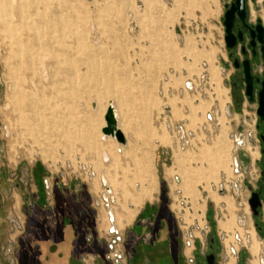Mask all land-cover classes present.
Here are the masks:
<instances>
[{
  "label": "rangeland",
  "instance_id": "rangeland-1",
  "mask_svg": "<svg viewBox=\"0 0 264 264\" xmlns=\"http://www.w3.org/2000/svg\"><path fill=\"white\" fill-rule=\"evenodd\" d=\"M225 2L0 0V173L41 164L50 173L49 181L58 177L71 181L66 200L61 198V184L51 188L52 207L74 218L81 210L96 219L99 213V229L106 235L98 249L92 245L85 251L90 264H111L113 250L106 249L107 243L117 236L122 243V227L147 201L154 203L166 226L178 230L180 252L186 235L206 247L200 228H208L205 231L215 232L221 245L222 263L264 264V230L258 233L254 226L256 218L263 223L261 217L251 215L254 230L244 226L246 219L244 225L238 223L258 173L252 159L256 153L250 138L252 113L248 108L241 113L228 108L225 73L220 71L221 57L225 59ZM44 54L45 78L39 66ZM25 62L27 75L37 84L33 95L42 103L33 133L19 126L31 117L30 107L19 97L23 88L18 77ZM108 101L117 108L126 138V122L138 136L128 143L126 139L124 147L115 140H101V116ZM166 119L182 126L185 141L175 139ZM157 139L160 145L155 148ZM106 149L110 161L103 165L99 153ZM162 150L168 152L163 166L166 182L160 172L161 156L156 155ZM233 153L239 160L241 154L246 157L238 175L230 168ZM88 165L96 178L104 170L111 180L129 186L95 185L90 189L95 196L89 191ZM218 185L222 192L216 191ZM37 190L44 195V188ZM64 201L67 205L61 207ZM114 210L123 223L130 218L127 224L118 227L115 217L109 222ZM143 212L137 222L151 214L148 207ZM27 224L22 220V228ZM138 225L132 226L133 232L141 235ZM110 227L118 234H109ZM156 227L153 224L151 230Z\"/></svg>",
  "mask_w": 264,
  "mask_h": 264
},
{
  "label": "crops",
  "instance_id": "crops-1",
  "mask_svg": "<svg viewBox=\"0 0 264 264\" xmlns=\"http://www.w3.org/2000/svg\"><path fill=\"white\" fill-rule=\"evenodd\" d=\"M230 107L229 105L228 108ZM125 124H128L126 126L127 138L124 139L126 144V139H128V143V141H134L138 136L135 137V134L130 131L131 124L128 122ZM123 127L125 125L120 119L121 132H123ZM155 142L156 148L160 144L158 139ZM120 146L124 147L125 145ZM105 151L108 153V159L101 161L103 165L110 161V150L106 149ZM148 152H151L152 163L154 152L151 149ZM167 154L166 150L156 152L157 157L161 156L160 172L164 181L163 166L166 163ZM89 168V191L94 195L95 193L90 189L93 190L95 185L105 188L129 186L127 183H117L111 180L104 170H100L96 178L91 170L92 167L89 166ZM168 169L165 170L167 176L170 174ZM149 173L152 176V168ZM49 174V171L41 164L28 168L17 167L16 172L14 171L12 174L0 173V264H82L81 259L86 255L85 251L90 246L95 245L98 249L101 244H104L102 236L106 235V231L99 229V213L96 219L87 210H81L79 215L77 214L74 218L72 214L54 210L52 207L53 196L50 195L51 188L59 187L60 184L63 186L60 189L63 201V199L66 200L67 190L71 188L72 183L70 180H60L59 177L58 179L51 178L49 181ZM38 187L44 188L43 196L38 193ZM66 205L64 201L61 207H66ZM145 205L151 210V214L150 217H144L141 221H150L156 215L154 203L147 201L139 208L133 221L122 227L121 234L124 229L126 232L134 233L132 226L136 224L138 216L144 213ZM22 220L28 223L24 228H22ZM75 221L80 225L79 227ZM141 231V235H145L146 238L154 233L155 239L152 242H147L145 238L138 242L133 256L134 264H173L169 229L166 224L161 221L159 230L147 232V229L142 227ZM209 236L215 246L216 253L214 255L217 262L224 264L221 261V245L215 232L212 231ZM197 253L199 252L197 251ZM179 257V262L185 264L181 254ZM200 258L199 256L197 259L198 264H202ZM237 262H240L239 257ZM126 264H132V258L127 260Z\"/></svg>",
  "mask_w": 264,
  "mask_h": 264
},
{
  "label": "flooded vegetation",
  "instance_id": "flooded-vegetation-1",
  "mask_svg": "<svg viewBox=\"0 0 264 264\" xmlns=\"http://www.w3.org/2000/svg\"><path fill=\"white\" fill-rule=\"evenodd\" d=\"M236 1L226 0L223 7L222 25L224 13L231 8L232 10L229 19V45L225 41L223 25L225 59L221 57L220 71L225 73L224 88L229 94V105L239 113L248 108L254 119L250 138L256 147V153L250 152L254 154L252 159H255L258 175L250 195L252 192L256 193L261 205L264 202V198L261 199L264 196V0ZM150 236L154 241V233ZM123 239L125 245L126 231ZM136 245L137 243L135 248ZM198 252H195L196 264L197 255L201 257L202 264H206V256L214 255L216 250L213 243L209 242L204 255L199 250ZM214 257L216 264H219L215 255ZM131 258L126 250L125 264Z\"/></svg>",
  "mask_w": 264,
  "mask_h": 264
},
{
  "label": "bare ground",
  "instance_id": "bare-ground-1",
  "mask_svg": "<svg viewBox=\"0 0 264 264\" xmlns=\"http://www.w3.org/2000/svg\"><path fill=\"white\" fill-rule=\"evenodd\" d=\"M92 24V23H91ZM93 25V24H92ZM90 26V25H89ZM92 29V28H91ZM70 37V36H69ZM70 40H71V38H70ZM47 58V56L44 54L43 56H41L40 57V60H39V66H40V69H41V75H42V77L43 78H45L46 76H47V71H46V69H45V59ZM21 68H22V70H21V74L19 75V77H18V80H19V83H20V85H21V88H23L22 89V92L20 93V102L21 101H23V103H25V105H27L28 107H30V115H31V117H30V120H28V121H26V122H23V121H21L20 122V124H19V126H21L22 128H26L27 130H29V131H31L32 133L33 132H35L36 131V125L34 124V122H36V121H38L39 120V117H40V107H41V105H42V103L40 102V101H38V99L33 95V94H35V92H37V84H35L34 82H33V80L31 79V77L30 76H28L27 74H28V72H29V65H28V63H23L22 65H21ZM215 76H217V72H215ZM31 88H33V89H31ZM24 91H27L28 93H25ZM34 91V92H33ZM19 102V103H20ZM96 107V106H95ZM111 108V114H110V119H111V121H112V124H113V127H114V130H119L120 131V118H119V115H118V111H117V108L114 106V102H112V101H108V103H107V105H106V108L103 110V112H102V124H101V126H100V133H101V140L102 141H104V142H106L108 139H111V140H115L116 141V139L113 137V135H107V134H104L103 132H102V129L106 126V122L104 121V119H103V116L105 115V113H106V110L108 109V108ZM121 132V131H120ZM122 133V135H123V137H124V139L126 138V136H125V134L123 133V132H121ZM117 142V141H116ZM119 145H125V140H124V143H119V142H117ZM108 159V153L106 152V151H101L100 152V160L101 161H106ZM232 159H233V156H232V158H231V161H232ZM90 165H88V167H89ZM91 167V166H90ZM104 177V176H103ZM105 179V178H104ZM106 189H108V188H106ZM106 193H108V194H110V191H106ZM104 197V196H103ZM104 204V203H103ZM110 208V207H109ZM246 208V212H244L245 214H248V210H247V207L245 206L244 207V209ZM108 209V208H107ZM112 209V208H111ZM114 209H116L115 207H114ZM244 209H243V211H244ZM110 212H111V210H110ZM104 214H105V218H106V226L108 227V219H107V214H106V211L104 212ZM113 214H114V216H113ZM124 216V215H123ZM115 217V219H117V221H116V223H117V226L118 227H121L124 223H126V222H128L129 221V219L130 218H128L127 217V219H126V222H125V220H124V223H123V221H122V215H120L119 214V212L117 211V210H114V212L113 213H110L109 214V222H110V218L112 219V222H113V218ZM130 217V216H129ZM114 219V220H115ZM246 222H247V224L246 225H244V226H246V228H248V227H251L252 229H253V227H252V224H251V220H250V218L247 216L246 218ZM111 222V223H112ZM102 224H104V221H103V223H101V225ZM119 224V225H118ZM127 224V223H126ZM107 227H106V229H107ZM118 227H116L117 229H118ZM111 228V227H110ZM113 228V230L115 231V233H114V235H117L118 234V230H116L115 229V227H112ZM226 227L225 226H222V229H225ZM254 230V229H253ZM247 234V233H246ZM248 234L250 235V243L253 245L254 244V238H253V235H252V233L251 232H248ZM248 234H247V239H249V236H248ZM118 237V236H117ZM116 237V238H117ZM115 238V239H116ZM113 240V239H112ZM111 239H110V241H112ZM225 245L226 246H228V244H229V241H228V239H225ZM113 252L114 253H118V252H120V249H119V242H117V243H115L114 244V246H113ZM112 252V253H113ZM186 252H188V250H186ZM231 252V251H230ZM232 254V253H231ZM225 259H226V256H225ZM228 264H233V260H230L229 262H228Z\"/></svg>",
  "mask_w": 264,
  "mask_h": 264
},
{
  "label": "built area",
  "instance_id": "built-area-1",
  "mask_svg": "<svg viewBox=\"0 0 264 264\" xmlns=\"http://www.w3.org/2000/svg\"><path fill=\"white\" fill-rule=\"evenodd\" d=\"M203 80H205L204 79V76L202 75V77H201ZM187 89H189V87H190V83L188 84L187 83ZM167 107H165L164 109H163V111H164V115L163 116H165V113H168L167 112ZM166 111V112H165ZM166 117V116H165ZM209 120V119H208ZM210 121V120H209ZM164 123H165V125H166V127H167V129H174V131H175V133H176V138L175 139H178V141H185V137H186V132L184 131V129L182 128V126H180L179 124H176V125H171L170 124V122L166 119V120H164ZM246 159V157L243 155V154H241V160H245ZM241 160H239L235 155H234V153H233V159H232V161L230 162L231 164V171H233V172H235V174L236 175H238V173H240V169H241V167L243 166V162L241 161ZM216 191H218V192H222V187L220 186V185H218L217 186V188H216ZM250 199V192H249V195H248V197L246 198V200H245V206L247 207V210H248V214H245L244 213V211H243V209H242V212H241V216L242 217H240L238 220V223L242 226L243 225V223H244V220H245V218L248 216L249 218L251 217V210H250V207H249V204H248V200ZM210 212H211V217H212V220H213V222H215L214 221V219H213V210L211 209L210 210ZM259 213H260V217H261V219H262V221H263V224H264V202H262L261 203V205H260V208H259ZM206 216H207V214H206ZM207 219V218H206ZM251 219V218H250ZM208 221V220H207ZM110 222H112V219L110 218ZM251 224H252V222H251ZM199 226V225H198ZM200 227V226H199ZM253 227V226H252ZM206 229H208V228H206ZM205 229V230H206ZM205 230H202L201 228H200V231L203 233V235L206 237V239H207V245H206V247H204V245H203V243H197V242H194V240L192 239V237L191 236H189V235H186L187 236V239H185V241L183 240V251L184 252H182L181 251V254H182V257H183V259H184V262H185V264H196V262H195V251H196V247L194 246V243L196 244V246L199 248L198 250L201 252V253H203V255H204V253H206V251H207V247H208V243H209V235H210V233H208L209 231H205ZM109 234H111V235H113L114 233H115V231L113 230V228H110L109 229ZM236 239L237 240H239V237L237 236L236 237ZM116 241H121L120 240V237H117L116 239H113L112 241H109V243H107V246H106V249H110V250H113V246H114V244L116 243ZM106 242V241H105ZM120 245H121V249H120V252H118V253H112V255H111V257L109 256L108 257V259H109V261L111 262V264H125V260H126V247H125V245H124V239L122 240V243L120 242ZM123 250V251H122ZM186 250H188V252H186ZM230 251H231V253H232V255L235 257V255H236V252L234 251V249L233 248H231L230 247ZM86 257V258H85ZM85 257L84 258H82L81 259V261H82V264H90V262H89V257L87 256V255H85ZM112 261H113V263H112ZM92 262V261H91Z\"/></svg>",
  "mask_w": 264,
  "mask_h": 264
},
{
  "label": "trees",
  "instance_id": "trees-1",
  "mask_svg": "<svg viewBox=\"0 0 264 264\" xmlns=\"http://www.w3.org/2000/svg\"><path fill=\"white\" fill-rule=\"evenodd\" d=\"M150 217V216H149ZM144 217L142 216V218H140L139 222H136V224H139L136 227H145L147 229V232H149L152 229L153 224H157V227L153 230H159L160 226H161V219L158 218V214H156L150 221H141ZM254 226L255 229L258 233H261L262 230H264V225L263 223H261L259 221L258 218L255 219L254 222ZM167 228L169 229V243L171 245V254H172V259L174 262L173 264H181L179 261V256L181 254L180 249H179V242H178V230L176 229V227L171 226L169 227L167 225ZM152 230V231H153ZM145 235H137L135 233H132L130 231L126 232V241H125V247L128 253H130V255L132 256V264H134L135 258L134 256V252H135V244L138 242H140L141 240L145 239ZM147 242H152V237L149 235L146 238Z\"/></svg>",
  "mask_w": 264,
  "mask_h": 264
},
{
  "label": "water",
  "instance_id": "water-1",
  "mask_svg": "<svg viewBox=\"0 0 264 264\" xmlns=\"http://www.w3.org/2000/svg\"><path fill=\"white\" fill-rule=\"evenodd\" d=\"M240 0H237L236 2H239ZM231 10H228L224 13V21L223 25L225 27V41L228 43V38H229V19H230V14ZM229 45V43H228ZM110 114H111V108L109 107L106 110L105 115L103 116L104 121L106 122V126L102 129V132L107 135H113V137L116 139L117 142L119 143H124V137L122 133L119 130H114L112 121L110 119ZM248 204L251 210V214L253 217H258V208L260 207L259 199L256 193L252 192L250 195V199L248 200ZM209 242L213 243L211 236H209ZM206 264H216V260L213 254H209L206 256Z\"/></svg>",
  "mask_w": 264,
  "mask_h": 264
}]
</instances>
